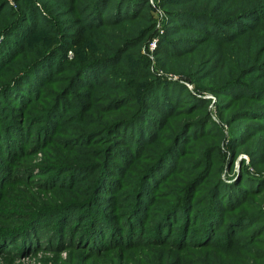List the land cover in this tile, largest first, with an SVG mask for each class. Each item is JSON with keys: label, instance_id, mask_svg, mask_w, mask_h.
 Returning <instances> with one entry per match:
<instances>
[{"label": "rangeland", "instance_id": "rangeland-1", "mask_svg": "<svg viewBox=\"0 0 264 264\" xmlns=\"http://www.w3.org/2000/svg\"><path fill=\"white\" fill-rule=\"evenodd\" d=\"M89 1L7 0V4L0 8V40L7 28L25 21L22 15H27L33 10L32 4L37 6L38 12L47 14L52 22L47 29L48 22L40 19V15L34 10L31 12L33 19L38 20V28L33 32L35 38L26 48H22L26 50L24 53L28 55L27 58L34 54L42 42L62 41L67 44V41L74 38H81L78 42L85 47L83 50L86 57L100 58L111 53L109 50L112 49L111 43H118L121 36L132 39L133 30L142 27L141 23L144 22L142 18L138 21L112 20V23L124 27L121 31L117 26L101 29L100 25H89L87 24L89 8L86 6ZM229 1L171 0L167 8L190 11L191 8L198 10L206 7L211 8L215 16L222 17L228 15ZM237 1L240 11L258 7L260 14L256 13L258 14L256 19L251 16L247 18L234 16L235 20L223 28L228 35L226 39H219L213 35L195 36L193 29L183 28L188 27L186 25L180 27L176 33L167 34L165 40L176 37L177 40H181L186 37L187 41L181 48L182 51L186 47L200 49L207 41L197 40L209 39L213 47L202 55L204 63L200 66L184 61L187 57L177 59L168 56L161 57L159 62H162V67L158 65L154 49L163 32V22L168 14L159 0H148L144 6L143 11L147 14L149 8L154 16V32H151V36L148 33L146 39L138 43L137 52L138 54L143 52L149 57L148 68L154 75L183 83L195 92L192 82L186 77H181L174 69L199 68L197 72L199 79H202L201 83L209 84L198 89L217 87L232 77L231 74L236 69H240V74L246 73L241 76L245 85L239 83L236 86L231 85L228 89L231 93L223 91L220 96H216L207 90L195 92L210 100L213 97L214 104L217 99L223 103L220 107L222 118L218 116L215 118L220 122L222 132L217 128H214L215 133L213 130L202 131L206 122L203 121V124L198 125L200 129L190 136L195 140L186 139L185 142H179V154L184 155L173 159L177 172L169 170L166 178L158 181L151 191L157 193L156 203L150 202L148 198L149 202L145 204V194L148 192L146 188L144 197L136 195L137 189L143 185L142 179L144 177L148 179V172L152 170L148 166L155 163L154 161L161 157L156 159V156L161 155L163 148L172 142V136L177 134L176 126L187 120L192 122L193 119H197L203 112V109H200L203 107L186 105V102L180 99L174 105H168L164 113H160L157 108L147 105V109L155 113L150 116L145 114L149 122L147 120L144 130L140 128L142 125L138 120L130 122V126L127 122H124L125 125L119 124V118L116 117L127 115L123 108L116 109L111 116L103 115L107 105L115 101L117 85H124L123 82L128 83L127 85L134 84L135 86L131 85V92L135 94L140 85L154 78L153 74L147 75L142 69H133L140 64L134 63L129 55L130 48L123 53L122 59L117 63L118 69H100L97 78L90 82L92 85H85L83 82L70 85L75 72L73 68H67L65 72L55 71L45 84H41L40 92L33 94L30 100L25 96L28 93V86L21 76L23 71L19 69L28 62L24 54L17 56L18 54L13 52L5 66H0V264H7L3 260L4 256L10 258L11 264H264V222H255L253 215L249 218L245 216L259 207L264 212V181L259 180L258 185L261 189L256 194L249 192L251 189L247 188L245 182L241 186V194L231 191V186H226L227 183L223 184L229 189L230 197L227 202L236 200L233 206L222 208L237 214V218L240 217V222L235 228L225 227L222 214L217 223H214L216 221L210 224L207 221L193 223L191 220V223L187 224L186 237L193 238L195 235L203 234L206 239L201 242L191 241L184 236L179 239L181 234L177 228L173 231L170 228L167 234L164 233V229H159V224L165 223L160 214L165 200L159 198L166 199L163 196L173 195L175 190L179 194L185 192L187 188L193 189L195 193V196L191 193L192 197L194 196L193 200L197 195L207 194L209 185L207 181L209 180L211 184L215 178L210 172L209 179L195 180L198 174H204L211 169L213 171L218 167L216 182L220 177L229 182L235 179L233 174L243 166L247 165L252 173L251 164L254 162L256 165H252L264 177V96L259 95L261 100L252 97L259 91L252 90L253 88L264 89V59L257 62L258 68L253 69L254 59L251 58L254 48L264 45V5L261 6L264 0ZM112 9L113 4H109L105 14ZM233 23H236L238 30H234ZM53 24L56 28L51 30ZM16 29L22 30V27L18 26ZM110 29L114 31L111 32ZM102 30L108 32L103 33ZM18 35L12 34L10 37L19 39ZM194 37L199 39H193ZM153 40L155 44L151 49ZM181 45L182 43L175 44V47ZM0 46L3 48V45ZM75 51V47L66 50L68 62L75 58ZM81 52L79 49L78 55ZM3 53L4 50L0 48V54ZM261 56L264 57V52ZM206 61H209V64L204 68ZM169 66L174 69H170ZM42 71L45 70L41 69ZM136 71H139L138 74ZM11 74L17 79L21 78L17 92H14L17 82L6 80ZM33 74L35 75V72ZM34 77L27 75L29 80ZM212 77H215L214 82L210 80ZM222 79L224 80L220 82ZM172 87H175V84ZM66 88L69 90H65ZM63 91L67 93L64 100L61 96L64 94ZM56 98L60 102L57 112L49 115L48 105ZM154 100L157 101L156 98ZM243 107L247 109L246 112L239 113ZM47 116L48 119L53 117V121L48 120ZM158 119L161 120L160 123H166L160 130L156 127L160 125L157 124ZM102 121L103 125H106L104 129L100 128ZM226 121L229 126L226 125ZM52 122L54 129L49 124ZM148 131H157L160 139H150L149 135L145 134ZM207 135L213 136L210 138ZM195 152L197 154H194ZM231 154L234 155L232 160L223 165L224 159L228 157L230 159ZM104 155L106 159L102 158ZM195 157L194 163L187 160ZM214 159L220 161V165L214 164ZM100 164H103L102 167ZM199 164L201 165L198 168ZM166 167L167 165H164L163 169ZM219 167H222L220 171ZM163 169L153 173L152 179L144 185L146 187L152 185L156 174L165 171ZM226 173L232 177L225 178ZM250 185L248 182V186ZM209 191L208 189V193ZM151 192L147 194L150 195ZM240 195L247 200L243 206L238 204ZM201 196L198 202H194L195 204L201 201ZM95 204L99 206L101 212L109 213L118 221V229L122 234L130 231L125 222L128 219L132 220V211L137 210L141 216L139 234L146 238L149 233L151 237H157V234L162 237L159 236L157 240L147 239L150 242L142 239L130 248L109 252L98 250L100 243L97 242L93 248V241L90 239V248H86L77 243L81 237L77 233L79 232L77 227L84 220V216L86 221L89 210ZM96 214H101L98 213V208ZM106 226L102 225L103 230ZM37 228L44 231V237H40L39 234L35 236ZM133 230L137 233L138 228L133 227ZM92 233L95 234L96 231L92 230ZM38 238L40 240H37ZM107 240L105 237L101 242L104 244ZM123 256L125 257L121 260L120 257Z\"/></svg>", "mask_w": 264, "mask_h": 264}, {"label": "trees", "instance_id": "trees-1", "mask_svg": "<svg viewBox=\"0 0 264 264\" xmlns=\"http://www.w3.org/2000/svg\"><path fill=\"white\" fill-rule=\"evenodd\" d=\"M160 4L168 14L167 19L164 20L163 22V32L160 34L158 43L154 49V54L155 58L157 59L158 65L162 67V62L160 63L161 57L164 58L163 56H168L172 58H177L181 59L184 57V61L189 62V63H194L198 64L200 66L201 64L204 63V57L202 58V55L206 54L208 49H211L213 45H211L209 39H201L197 40L199 42L207 41L205 45H202V49H198L195 47H186L183 49L184 43L187 41L186 37L181 38V40H177L178 37L174 39H167L165 40L166 37H168V33H176V31L182 27L183 25H186L188 27H183V28H190L194 30L195 36L198 35L204 36V35H213L219 39H226L228 38V35L226 31L223 30L225 25L231 24L233 20H235L234 16L238 15L236 18H247L251 16V18L256 19L257 15L260 14L259 8L258 7H250L244 12L242 10L240 11L238 1L237 0H230L228 4V15H223L222 17H217L215 16L214 12L211 11L210 9H198V10H193V8L190 9V11H185V9H177V10H170L167 8V4L171 0H159ZM148 3V0H90L86 6L89 8V21L87 24L89 25H100L101 29L106 28L108 26L118 28V30H123V26H118L115 23H112V20L116 19L117 22H121V19H127L131 21H138L141 18L144 20L143 23H141L140 28H135L133 30L134 36H132V39L126 38L125 36H121L119 39L118 43H111L110 47L112 49H109L111 51L110 54L104 55L100 58L96 57H86L84 55V50L85 47L83 45H79V40L77 38L70 39L69 42L67 41V44L65 42L58 43L56 41H51V42H42L38 48L34 51V54L29 55V58H27L28 55H25L24 53L26 50H22V48H26L28 46V43H30L35 36H33V32L37 31L38 25L36 19H33L34 17L31 15V12L34 10L37 14L40 15V19L43 21H47L48 25L46 28L48 29L50 23L52 22V19L47 16L45 13H40L36 9L37 6L32 4L31 8L33 9L32 11L29 12V14H24L22 15V19L25 21H21V23H16L13 24L11 27L7 28L4 31V37L0 40V45H3V48L0 46L2 50H4L3 54H0V66L3 67L7 63V61L10 59L11 55L13 52H16L18 55L21 56L20 54H24L25 58H27L28 62L23 65L22 67H19L23 71L21 73L23 76L22 78L25 79L26 85L28 86V93L25 94L26 98L31 99V96L36 93H39L41 90V84L46 83L49 79L50 76L55 73V71L58 72H65L68 70L67 68H73L74 69V75L73 78L70 82V85L75 84L77 82H83L85 85H92L90 84L91 81H94L97 76L99 75L98 71L100 69H107V68H114L118 69L117 63L120 62L122 59L123 53L127 52L129 50V55L133 58L134 63L140 64L138 67L133 68V69H142L143 72L147 75H152V71L148 68V65L150 63L149 57L143 53L140 52L138 54L137 49H138V43L141 40L146 39V36L148 33L151 36L152 33L154 32V16H152V11L148 8V13L146 14V11H143L144 6ZM7 4V0H0V8L1 6H4ZM109 4H113V9L111 12H106V8ZM264 3L261 4L263 6ZM105 10V11H104ZM253 11V14H251ZM182 12H187V13H182ZM258 12V14H256ZM240 14V15H239ZM147 15V16H144ZM146 22H151V23H146ZM231 22V23H230ZM234 25V30H238V26L236 23H233ZM18 26L22 27V30L16 29ZM192 26V27H191ZM246 26V25H245ZM244 26V27H245ZM56 26L53 24V27L51 30H54ZM153 29V31L151 30ZM111 30V29H110ZM151 30V31H150ZM114 31V30H113ZM111 30V32H113ZM103 33L108 32L105 30H102ZM152 32V33H151ZM146 33V34H145ZM18 35L19 39H13L10 37V35ZM145 34V35H144ZM104 35V34H103ZM144 35V36H143ZM116 38H119V36L114 35ZM143 36V37H142ZM122 39V40H121ZM193 39H199L197 37H194ZM106 41V40H105ZM106 43H108L106 41ZM182 43L181 47L176 48L175 44ZM5 47V48H4ZM71 47H75V58L69 62L68 59L66 58V50ZM204 47V48H203ZM108 48V47H107ZM81 50L82 52L80 55H78V50ZM181 49V51H179ZM178 51L177 53H174ZM131 52V53H130ZM264 52V45L261 47H255L253 50V54L251 58L254 59L253 61V69H256L258 67L257 62H262L264 57L261 56L262 53ZM196 55L194 56V54ZM260 55V56H258ZM16 56V57H17ZM21 58V57H19ZM263 58V59H262ZM164 60V59H163ZM165 63V62H164ZM89 64V66H87ZM209 64V61H206L205 66ZM145 67V69H144ZM147 68V69H146ZM170 69H174L173 67L169 66ZM41 69H44L45 71L41 72ZM166 69V67H165ZM197 69L199 68H193V69H174L177 74H180L181 77H186L190 82L193 84V90L195 92H201L203 90H207L212 92L213 94L221 95V92L226 91L231 93L230 89L231 85L236 86L238 83L241 85H245V83L242 82L241 76L245 75L246 73L243 72L240 74V69H236L235 72H233L231 75L232 77H229V79L223 81L222 79L220 82H222L220 85L217 87H211L209 86L208 89H198L199 87H204L207 86L209 83H201L202 79H199L198 77V72ZM39 70V72H38ZM47 70V71H46ZM244 71V70H243ZM35 72V75L33 74ZM139 71H136V74H138ZM240 74V75H238ZM27 75H32L35 76L31 80L27 78ZM116 75V74H114ZM154 75V74H153ZM238 75V76H236ZM87 76V77H85ZM236 76V77H235ZM20 77V75H19ZM10 82L16 81L17 82V87L14 89V92H17L18 86L20 85L21 78L17 79L14 75L12 74L6 79L9 80ZM211 82H214L215 77L210 78ZM236 82V83H235ZM172 83V84H170ZM124 85H117L116 87V97L115 101L112 102V104H108L106 109L103 111V115L105 116H111L112 113L119 108H123L125 113L127 114L125 117L122 116H117L116 118H119V124L125 125L124 122H127L130 126V122L134 121H141V129H145L146 127V122H147V117L145 116L148 115L150 116L151 114L155 113V111H149V108L147 109V105L151 107L157 108V110L160 113H164L165 109L167 108L168 105H174L177 100H182L186 102V105L188 104L189 106L193 105L196 108L203 109V112H201L197 119H193V121L187 120V122H182L181 124L177 125V134L172 136V142L169 145H166L163 148V153L159 156H156L158 159L162 158V160L159 161L155 160L153 164L149 165L152 170L148 172V179H145V177L142 179V186L138 188V193L136 194L139 197H142L144 195V188L148 191L147 193L151 192L158 181H160L163 177L166 178V176L169 173V170L171 172L175 173L177 172V167L175 164V161L173 160L176 156L177 157H182L183 155L179 154L178 151V146L180 141H184L186 139L188 140H195L194 138H191L190 136L195 134V131L200 127L198 126L199 123L203 124L204 122V127L202 131L206 130H213V133H215L214 128L218 129L220 132H222L220 122L216 121L212 116L211 112L208 108V103H209V98H205L201 95H197L195 92H192L185 84L183 83H178V81H169L167 79L159 78L158 76L154 75V78L145 84L140 85L137 88V92L133 94L131 85L135 86L134 84L127 85L125 82H123ZM175 84V87H172V85ZM177 87V90L176 89ZM130 87V88H129ZM215 88V89H214ZM65 90H69L66 88ZM219 90V92H218ZM252 90H259L258 93H255L252 95L253 98L257 100H261L260 96H264V89L261 88H253ZM64 93V91L62 92ZM65 94H62L63 99H65ZM234 94V93H232ZM22 95V93H21ZM8 99H11L12 97H7ZM156 98L157 101L154 100ZM20 101H24L22 99H19ZM220 99H217L215 101V108H216V117L218 116L220 119L222 118L220 116V107L223 105ZM134 102V103H133ZM60 104L59 100L56 98L53 101L50 102L48 105V112L47 114L52 115L57 112V107ZM246 108L243 107V110H240L239 113H245ZM163 111V112H161ZM157 112V111H156ZM260 114V113H259ZM123 117V118H122ZM125 118V119H124ZM48 119V116H47ZM53 121V117L48 119ZM229 120H231V117H229ZM158 123H160L161 120L158 119ZM149 122V120H148ZM227 123V121H226ZM52 125L51 128L54 127V123H49ZM102 126L100 128H106V125H103L104 122H101ZM166 125L165 122L160 123V125H156L157 129L160 130ZM226 125L229 126L227 123ZM54 129V128H53ZM52 129V130H53ZM19 134V132H17ZM149 135L148 137L150 139H160L159 135L157 134V131H148L145 133ZM210 138L212 136L207 135ZM232 139H233V134H232ZM161 142V140H160ZM193 142V141H192ZM195 142V141H194ZM205 142V141H202ZM193 144V143H192ZM160 147V145H158ZM142 148V146H139ZM139 149V148H138ZM163 154L165 156H163ZM194 154H197L195 152ZM223 155H225L223 153ZM234 155L231 154V158L229 159H224L225 161L222 163L225 165L226 163L230 162ZM102 158L106 159V155H104ZM199 158V157H198ZM196 157L194 159H187L191 160V163H194ZM200 159V158H199ZM217 159V158H216ZM215 160V159H214ZM214 164H219L220 161L215 160ZM177 162V161H176ZM200 162V160H199ZM243 164V163H242ZM254 164V162L252 163ZM251 164L252 168V173L249 170V168L246 166H243L239 171L235 172L233 175L235 177L234 180L226 182L224 181L221 177L218 182H216V170L218 167H216L213 171L211 169L206 171L204 174H198L195 177V180H207L209 179L208 176L211 172V175L214 176L215 180L213 183L208 180L207 182L209 183L207 187V194L201 196L197 195L196 199H194L195 193H193V189H186V191H182L181 193L178 194V191L175 190L173 195H165L163 197H166V199H160L164 201V205L161 207V218L165 220L164 225L159 224V229L162 228L164 229V233H168V230L172 228L171 231L175 230V228L179 229L180 232V237H185L190 239L191 241L195 242H201L206 237L201 234V235H195L192 237H186V227L187 224L191 223V220L193 223L196 221L197 223L199 222H205L207 221L209 224L213 221H216L214 223H217L219 219L222 217L223 214V220L225 223V227L228 228H235L237 227V223L240 222V217L237 218V214H232V211H226L222 209L223 207L226 208V206H233L236 203V200L234 201H228L230 194H229V189L228 187L231 186L230 190L234 192H238L241 194L242 189L241 186L245 182L247 184V188L251 189L249 192L251 194H256L260 191L261 188H259L258 182L259 180L264 181V177L261 172H258L257 168L254 167ZM103 164H100L102 167ZM164 165H167L165 169ZM201 164H199L198 168L200 167ZM218 165V166H219ZM256 165V164H254ZM147 167V168H148ZM224 167V166H223ZM103 169V168H102ZM161 169L165 170L161 172L159 175L156 174V176L153 179L152 185H144L147 184L149 179H152V175L155 172H159ZM222 169V167H219V171ZM101 170V169H100ZM201 170V169H200ZM256 170V171H255ZM183 171V170H182ZM258 172V173H257ZM251 173V174H250ZM219 175V172L217 173ZM144 176V175H143ZM100 177V176H99ZM98 177V178H99ZM227 179L231 178L232 175L225 174V178ZM243 179L241 182L239 180ZM252 180V182H251ZM221 181V182H219ZM105 184L104 181H101ZM181 182V181H180ZM223 182V183H222ZM248 182L251 183L250 186H248ZM225 187L223 184H226ZM99 184V183H98ZM101 185V184H100ZM255 187V189L253 188ZM98 188V186H97ZM253 188V189H252ZM208 189L210 190L208 193ZM136 190V192H137ZM145 190V192H146ZM192 190V191H191ZM145 194V204L152 201L153 203L157 202V193H150V195ZM194 196L192 197V194ZM149 196V197H148ZM201 196V201L199 203H194L198 202V198ZM144 197V196H143ZM242 197V198H241ZM225 198V200H223ZM143 201V199L141 198ZM256 200V198H255ZM259 201V199H258ZM247 200L243 195H240V201L238 204L243 206L246 204ZM96 205V204H95ZM92 205V209L89 210L88 217L86 218L85 221V216L83 217V221L79 223V226L77 227V230L79 232L81 237L78 238L77 243L84 245L86 248H90L89 243L90 239L93 241V248L96 247L95 243H100L98 244V250H105L106 252L109 251H114L116 249H124V248H130L132 245L138 244V242H141L142 239H144L146 242L148 240H157L159 239L161 235L157 234V237H151L150 233L148 234L147 238L144 236H141L140 233V222H141V216L138 215L137 210H133V219L132 220H127L125 223H127V227L129 228L128 232L121 233V230L118 229L117 225V220H114L112 216L109 213L101 212L99 209L98 205ZM98 206V207H97ZM138 207V204H137ZM98 208V213L100 212L101 214L97 215L96 214V209ZM195 209V211H193ZM193 212V213H192ZM229 212V213H225ZM253 213V214H252ZM252 213H248L245 215L246 217L249 218L250 215H253V218L255 222H264V212L259 207V209L252 211ZM192 214V215H191ZM227 214V215H224ZM114 220V221H113ZM85 221V222H84ZM174 223H170L173 222ZM210 221V222H209ZM114 222V223H113ZM145 222V221H144ZM160 222V221H159ZM213 223V224H214ZM107 224V226H106ZM261 224V223H260ZM103 226H106L103 230ZM133 227L138 228L137 233L134 232ZM174 227V228H173ZM92 230L96 233H92ZM44 231L39 230L38 228L35 230V236L39 234V236H45L43 234ZM52 231H49V233ZM135 233V234H134ZM163 233V234H164ZM130 235V236H129ZM123 236H126L125 238ZM136 236V237H134ZM39 237V238H40ZM89 237V238H87ZM105 237L108 239L106 243H102L105 239ZM162 237V236H161ZM37 240H40V239ZM62 238H59V240ZM64 241V239H63ZM84 241V243H83ZM86 241V242H85ZM37 246H40V244H37ZM96 250V249H95ZM125 256L120 257L121 260L124 259ZM132 258H135L132 256ZM141 259H144V257H140ZM3 260L7 264L10 263V258L3 257ZM9 260V261H8ZM146 260V259H144Z\"/></svg>", "mask_w": 264, "mask_h": 264}, {"label": "built area", "instance_id": "built-area-1", "mask_svg": "<svg viewBox=\"0 0 264 264\" xmlns=\"http://www.w3.org/2000/svg\"><path fill=\"white\" fill-rule=\"evenodd\" d=\"M154 44H155V40H153V42L151 43V49L154 47ZM208 96H210V95H208ZM209 108H210L211 116L215 119L216 114H215V104H214L213 97L211 98V100L209 102Z\"/></svg>", "mask_w": 264, "mask_h": 264}]
</instances>
